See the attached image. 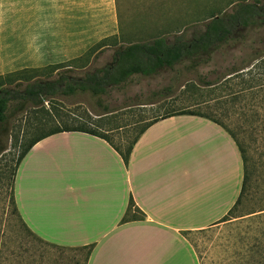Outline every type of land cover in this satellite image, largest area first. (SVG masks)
<instances>
[{"label": "crops", "instance_id": "0c3cea01", "mask_svg": "<svg viewBox=\"0 0 264 264\" xmlns=\"http://www.w3.org/2000/svg\"><path fill=\"white\" fill-rule=\"evenodd\" d=\"M92 1L0 0V75L40 64L63 18ZM59 36L60 54L86 52L65 43L83 36ZM240 165L243 185L230 133L207 117L177 114L146 129L128 163L83 131L38 141L20 163L15 197L37 236L90 248L86 264H264L251 228L222 223L241 193ZM131 199L138 211L124 220Z\"/></svg>", "mask_w": 264, "mask_h": 264}, {"label": "rangeland", "instance_id": "374dc122", "mask_svg": "<svg viewBox=\"0 0 264 264\" xmlns=\"http://www.w3.org/2000/svg\"><path fill=\"white\" fill-rule=\"evenodd\" d=\"M241 1L264 3V0H93L88 8L74 10L73 14H68L63 18L62 25L57 27V33L53 34L42 57L38 59L37 62L40 64L27 66L23 68L27 71L10 75L9 78L14 79L13 81L20 78V81L25 84L37 76L55 77L57 72L65 70V65L73 67L72 70L75 74H82L86 69L102 67L112 61V55L116 49L113 41V45L79 58L75 55L72 57L69 52L66 54L65 49L61 54L57 51L59 41L55 40L54 36L60 38L59 34L61 38H65L69 34L83 36L78 40L65 42L67 45L72 44L74 46L73 53L78 52V54L92 48L100 36L120 34L121 32L125 35L131 34L132 38L135 36V39L143 40L154 36H166L169 40H173L176 35L182 32L190 38L197 31L205 29V24L212 14L231 12L233 6ZM248 31H239L235 35V40H231L215 51L209 64L193 67L189 60H185L175 67L165 68L155 75H133L127 84L110 88L107 95H94L86 92L73 96H56L51 101H46L44 106L50 109L52 102L55 103L57 118L62 123L73 126L78 124V119L89 118V114L92 116V121L98 124L97 118L105 111L104 107L107 105L111 109H115L114 115L109 116L110 120L108 117L106 120H109L108 123L104 124L108 128L134 122L138 119L141 110L144 109L139 108L140 106L136 103L152 101L154 98H151L150 93L165 86L173 88L172 96H178L179 101L202 99L199 98L198 93L195 95V92L187 87L189 82L198 84L201 74L213 70H219L223 76H226L233 64L241 67L244 64L255 62L251 59L241 62L243 56L250 55L251 58L255 56L254 48L251 45L263 48L259 53L264 54V47H262L264 46V27ZM54 64L62 66L55 73H53L52 67ZM36 68L38 71H34ZM250 78L257 77L235 78L231 82V86L240 88L243 79ZM7 80L9 79H3V82H8ZM230 92L231 89L217 90V92H210V96L207 95L204 98L209 101V105L213 106L217 99L212 100V98ZM248 98L252 100L250 97H246L242 104L244 101H248ZM207 106L203 105L202 109L206 110ZM146 108L149 109V107ZM259 108L254 106L253 109L257 111H250L247 106L239 111L241 113H235L231 119L223 118L232 127L236 125L237 119L250 118L251 115V119L261 120L264 119V110ZM40 116H42V112L39 109L29 107L26 111L9 116V120L4 126L0 125V142L4 148L0 155V264H31L32 260H37L39 253L45 255L48 264H84L88 253L87 248L60 251L32 234L20 217L12 211L10 203L11 176L24 145L42 131V129L30 127L37 122L36 119ZM95 124L91 123L89 126L95 127ZM254 125L256 130L251 127L245 133L247 144L245 190L239 205L222 223L251 228L255 232V257L264 259V128L262 129L259 121ZM136 128L137 125L132 124L130 127L119 130V133L116 132L113 135L114 141L120 142L119 135L121 133L123 135L121 143L124 142V139L132 138L136 133ZM250 134L257 139L250 137ZM242 178L243 165H240V187ZM19 245L20 247L27 246L30 250L20 258L14 255V251L19 249Z\"/></svg>", "mask_w": 264, "mask_h": 264}, {"label": "trees", "instance_id": "16d2710c", "mask_svg": "<svg viewBox=\"0 0 264 264\" xmlns=\"http://www.w3.org/2000/svg\"><path fill=\"white\" fill-rule=\"evenodd\" d=\"M260 27H264V3L258 4L241 1L233 6L231 12L212 14L205 24V29L197 31V33L190 38L186 37L184 32L176 35L173 40H169L166 36H154L144 40L135 39V36L132 38L131 34L125 35L123 32L106 37L97 42L79 58L88 56L93 51L96 52L114 44L116 49L113 52L112 61L102 67L86 69L82 74H75L72 70L73 67L65 65V70L60 73L57 72L55 77L45 78L37 76L28 80L25 84L20 81V78L13 81L14 79H10L9 76L24 73L27 71L26 69L0 75L1 126H4L8 122L9 116L21 111H26L29 107H35L42 112V116L36 119L37 122L30 126L32 129L39 128L42 129V131L32 137L27 144L24 145L11 176L10 203L13 213L17 214L25 227L32 234L36 235L30 230L20 215L15 197V180L22 159L38 141L61 131H83L106 139L120 153L124 161L128 163L134 145L137 143L142 133L151 125L169 116L193 114L207 117L222 125L235 140L241 152L244 163L243 185L237 203L229 211L228 215L224 217V221L227 220L239 205L245 190L247 178L246 130L251 127L255 128L253 130H256L257 128L254 123H258V121L261 123L263 129L264 119L253 120L251 119V115L250 118L246 117L242 118V120L237 119L236 125L232 127L223 117L231 119L235 113H241L239 111H242L247 106L250 111H257L253 109L254 106L264 110V54L259 53V51L263 49L260 46H257L259 47L257 48L251 45L254 48L253 52L255 54L253 58H251L250 55H246L247 58L246 56L241 57V62L246 59H251L255 62L244 64L241 67L233 64L229 69L230 72L227 73L226 76H223L219 70L201 74L199 77L200 84L189 82L187 87L194 91L195 95L198 93L199 98L202 99L179 101L178 96H172L173 88L171 86H165L159 90L153 91L150 93L151 98H154L152 101L136 103L140 106L139 108L144 109L139 113L138 119L132 123H125L107 128L104 124H107L110 120L111 117L109 116L114 115L115 109H111V107L105 105V111L97 118L98 124L92 121V116L89 114V118L85 120L78 119L77 125L70 126V124L62 123L60 119L57 118L58 113H56L55 110V103L52 102V107L50 109L45 108L44 104L46 101H51L52 98L56 96H73L78 93L86 92H90L94 95H107L110 92V88L116 86L121 87L127 84L133 75H155L161 70L173 68L185 60H189L193 67L209 64L213 53L224 44L231 40H235V35L239 31H248ZM52 67L54 69L53 73H55L62 66L61 64H54ZM34 71H38V69L36 68ZM244 76L257 78L243 79L240 88H233V86H231V82L235 78H243ZM6 78L9 79L7 80L8 82H3V79ZM224 89H231V92L222 96L216 95L217 98H212V100L217 99L213 106L209 105V101L205 100L206 98L204 97L207 95L209 97L210 92H217V90ZM246 97H250L252 100L248 98V101H244V104H242ZM203 105L204 107L208 105V110H203ZM146 107H149V109ZM108 117L109 120L106 121ZM91 123L95 124V127L89 126ZM132 124L134 126L137 125L135 135L128 140L124 139V142L121 143V137L123 135L120 132V142L116 143L113 135H115L116 132L119 133V130L130 127ZM251 135L252 134H250V137H253ZM253 139L256 140L257 138L253 137ZM3 151L4 148L1 146L0 142V155ZM132 211L137 212L138 209L131 199L128 213L124 220L131 218L129 215ZM37 237L43 240L39 236ZM47 243L53 245L60 251L73 249L50 242ZM80 248L88 249L84 262V264H86L91 250L88 247ZM29 251L27 246L20 247L19 245V249L16 252L14 251V255L20 258L23 254L29 253ZM31 264H48V262L45 260V255L39 253L37 260H32Z\"/></svg>", "mask_w": 264, "mask_h": 264}]
</instances>
